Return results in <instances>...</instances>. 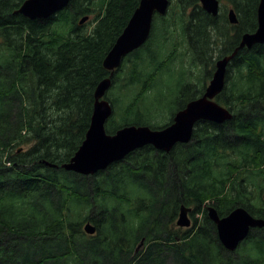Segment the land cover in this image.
I'll return each instance as SVG.
<instances>
[{"label": "trees", "instance_id": "1", "mask_svg": "<svg viewBox=\"0 0 264 264\" xmlns=\"http://www.w3.org/2000/svg\"><path fill=\"white\" fill-rule=\"evenodd\" d=\"M25 1L0 0V264H264V229L231 253L204 209L215 199L222 217L241 206L264 219V199L256 206L249 190L263 198L264 46L240 52L229 65L219 101L234 112L231 121L200 122L192 141L169 154L147 146L104 172L80 176L62 166L85 140L95 90L110 75L103 61L140 0H71L47 20L18 14ZM220 1L235 7L236 26L225 8L213 17L197 0L174 1L170 9L180 10L174 18L155 16L150 41L113 78L108 99L124 121L111 118L108 134L146 121L150 109L141 105L172 61L161 51L177 27L209 62L206 51L220 39L227 48L219 59L256 30L259 0ZM87 15L94 17L92 29L79 25ZM183 205L193 208L194 220L203 211L195 229L176 226ZM72 206L78 224L68 221ZM86 221L97 236L81 232ZM142 239L146 247L136 255Z\"/></svg>", "mask_w": 264, "mask_h": 264}, {"label": "water", "instance_id": "2", "mask_svg": "<svg viewBox=\"0 0 264 264\" xmlns=\"http://www.w3.org/2000/svg\"><path fill=\"white\" fill-rule=\"evenodd\" d=\"M70 1L26 0L17 13L30 20H46L67 8ZM198 1L205 12L214 17L219 15V0ZM170 3V0H140L139 6L103 61V67L110 72V76L102 80L95 90L93 113L86 138L70 162L62 166L65 170L84 176L94 175L146 146L170 153L176 145L191 142L198 122L222 125L233 119L232 112L221 106L216 98L226 87L228 67L239 51L264 45V0H259L256 31L243 34L234 52L216 62L212 79L203 96L190 101L184 109L177 112L171 125L159 130H153L149 126L132 125L119 129L114 135L107 134L106 124L112 117L113 107L106 95L112 86V78L122 66L124 59L148 41L155 15H166ZM228 17L232 25L238 24L234 9L229 11ZM88 19L86 16L80 24ZM190 212V208L181 207L177 221L179 227L191 226ZM208 216L216 224L221 244L230 252L237 250L252 229L264 228V220L254 217L243 207L220 217L217 210L210 206ZM85 231L89 235H94L96 227L88 223ZM143 248L144 239L136 247V253Z\"/></svg>", "mask_w": 264, "mask_h": 264}, {"label": "rangeland", "instance_id": "3", "mask_svg": "<svg viewBox=\"0 0 264 264\" xmlns=\"http://www.w3.org/2000/svg\"><path fill=\"white\" fill-rule=\"evenodd\" d=\"M174 1L176 0H172V4L175 5ZM222 7L225 8L226 10L227 13L226 18L228 17L229 10L231 8L235 9V7L233 6V4H231L230 1H226L225 4L223 3ZM172 10L173 9L169 10L168 13L169 19L174 18L175 12L180 11V10H173V11ZM189 11L190 10H188V12ZM94 26H95V21L93 17L90 18V20L87 22L86 27H88V29H92ZM214 35L212 42L216 40V37ZM158 40L159 39L153 40V42H151L152 48H155ZM167 40H170V42L168 45H165V48L161 51V55L171 56L172 61L170 62L167 68L165 65L166 69H164L163 70L164 72H162L158 76V78L154 82L153 88L150 90V92L147 95V98L143 100L141 105V109L143 110H146L147 108L150 109L149 114L147 115V117L144 118V120L146 121L143 124L152 125L158 128L160 127L162 128L165 127L167 124H170L171 120L173 119L174 115L177 113L179 108L182 105L187 104L188 101L191 100L195 94L205 89V87L209 84V81L211 80L216 60L219 59V57L223 54L224 49L227 48V46L223 45V41H221V39L219 40L218 46L213 45L211 47L212 49H210L209 47V50H207L206 53L211 52L213 57L212 62H209L207 60V57L204 56L200 50L199 51L191 50L189 46L190 44L189 39L184 35L180 27H177L176 32L173 33V36L168 37ZM203 49L204 48H202L201 50ZM230 75H231V79H230L231 82L232 79L235 80V77L233 76V72ZM120 82L121 81H119V83ZM120 84H118L117 87ZM112 88L113 86L108 91L107 97H109L110 93L113 91ZM183 96H185L184 99ZM181 98L183 99L182 101H180ZM218 103L222 106H225L220 101H218ZM112 118H115L116 120L120 119L118 114L116 115L114 114ZM110 121L111 119L108 121V123ZM123 121L124 120H119L118 124L123 123ZM261 184L262 187H264V184L263 183ZM249 190L252 192L253 195V199H254L253 203L256 206L258 205L262 206L263 198L262 199L256 198L260 196L257 189L250 188ZM262 194H264V191L262 192ZM215 201H216L215 199H210L206 202L205 206L206 207L213 206L215 204ZM109 204L117 205L118 202L115 199H110ZM76 207L77 206H72L70 208L71 215L68 218V221L74 224H78L80 222V217L75 212ZM202 212L196 215V220L199 222L203 216ZM87 214H89V212H87ZM83 226L84 224L82 225V227H80V230L84 235H86L87 238H89V235L83 232Z\"/></svg>", "mask_w": 264, "mask_h": 264}, {"label": "bare ground", "instance_id": "4", "mask_svg": "<svg viewBox=\"0 0 264 264\" xmlns=\"http://www.w3.org/2000/svg\"><path fill=\"white\" fill-rule=\"evenodd\" d=\"M216 226V225H215ZM216 229H217V227H216ZM217 233H218V231H217ZM218 238H219V236H218ZM220 240V239H219Z\"/></svg>", "mask_w": 264, "mask_h": 264}]
</instances>
